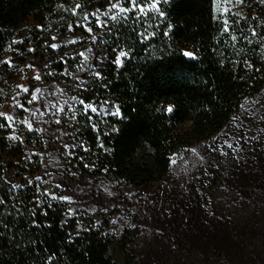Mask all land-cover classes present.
<instances>
[{
    "label": "trees",
    "instance_id": "obj_1",
    "mask_svg": "<svg viewBox=\"0 0 264 264\" xmlns=\"http://www.w3.org/2000/svg\"><path fill=\"white\" fill-rule=\"evenodd\" d=\"M111 2L115 0H0V61L11 58L13 65L0 63V113L19 96L26 107L30 93L21 95L17 88L26 61L48 64L50 81L64 77V59H58L62 52L47 45L54 42L52 36H86L82 25L88 24L93 32L104 35L105 59L99 70L102 79L89 81L80 91L81 99L97 106L108 100L120 106L122 116L89 112L90 122L82 105L74 110L76 119H70V124L88 148L87 152L81 150L89 167L81 170L106 182L141 188L161 182L174 158L186 157L190 147L218 135L244 103L262 96L264 42L251 37L249 30L255 28L264 36V3L243 0L237 13L244 19L236 23L238 17H228L233 22L232 34L238 37L233 47L228 35H220L223 23L213 18V0H161L164 17L152 13L142 23L101 16L108 27L98 29L94 18L83 20L85 12L107 11ZM77 3L82 7L75 16L58 7L63 4L71 9ZM69 24L73 25L71 31ZM145 28L155 35L141 45L135 33H143ZM246 35L251 44L243 39ZM13 40L22 43L6 51ZM117 45L133 48V57L119 70L111 51ZM29 48L35 51L29 52ZM185 50L194 52L196 59L184 57ZM245 60L252 69L246 68ZM170 105L173 110L168 112ZM23 111L15 110L17 120H23ZM113 126L117 131H112ZM15 130L18 141L6 139L12 129L0 130V197L6 201L0 206V220L9 226V230L0 226V264H45L53 254L49 264H133L128 248L137 231L125 230L115 240L108 233L107 221L102 219L97 225L92 218L68 216L64 201L42 194L48 189L60 196L58 191L43 179H35L42 171L39 156L32 154L42 149L38 134L19 123ZM101 143L103 148L98 147ZM216 181L215 176L211 187ZM12 185L17 187L12 189ZM8 211L12 214H4ZM33 220L38 226H33Z\"/></svg>",
    "mask_w": 264,
    "mask_h": 264
},
{
    "label": "rangeland",
    "instance_id": "obj_2",
    "mask_svg": "<svg viewBox=\"0 0 264 264\" xmlns=\"http://www.w3.org/2000/svg\"><path fill=\"white\" fill-rule=\"evenodd\" d=\"M226 7L230 11L222 15ZM238 8L236 0L213 2L214 15L222 21L225 15L229 17L237 13ZM92 36H96L95 42ZM53 43L61 45L55 52H62L58 59H64V77L59 75L57 81H50L48 76L52 72L48 64L28 60L20 68L18 79V85H24L30 93L26 103L30 111H23V119L27 117L32 123L33 131L42 143L40 151H32L41 161L40 178L54 187L60 196L72 197V203L64 201L75 213L71 217L92 218L97 225L102 219L107 221L108 233L115 240L125 230H136L138 235L128 248V253L134 257L133 264H154L144 262L147 259L144 254L150 249V234L142 221L146 203L142 193L149 187L138 189L121 181L106 182L83 173L81 167L87 163L79 147L81 142L70 124L71 113L80 105L72 97L81 99L80 91L96 78L88 65L97 70L103 65L104 35L101 31L86 36L70 34L57 37ZM88 48L92 49L91 53L86 52ZM81 52L88 56L87 62L79 55ZM29 63L34 67H26ZM81 68L84 71H80ZM36 75L41 79H34ZM18 92L26 94L20 89ZM33 93L37 100L29 104ZM15 102L23 103L19 96L5 113L14 115L15 110L20 109L14 106ZM31 112L36 115L32 116ZM57 120H60L59 124ZM225 140L240 150L228 149ZM65 144L70 147L65 149ZM187 151L186 157L173 159L174 163L161 181L174 193L172 202L176 211L175 218L161 220V225L167 228L159 227L157 231L162 230L161 234L166 238L186 235L190 231L189 219L200 216L197 211L201 205L203 212L214 217V250L210 252V245L209 253L168 246L162 254L164 261L161 264H264V92L256 101L244 103L218 135ZM199 176L203 180L197 188L195 178ZM215 176L218 181L211 187ZM56 184L61 187H55ZM133 210L138 212V217L133 215ZM157 212L160 213V207ZM154 251L157 252L156 248Z\"/></svg>",
    "mask_w": 264,
    "mask_h": 264
},
{
    "label": "snow or ice",
    "instance_id": "obj_3",
    "mask_svg": "<svg viewBox=\"0 0 264 264\" xmlns=\"http://www.w3.org/2000/svg\"><path fill=\"white\" fill-rule=\"evenodd\" d=\"M168 0H163V3H167ZM214 4H215V0H213ZM236 2L238 4H242L243 0H236ZM161 3V0H115V2H111L109 5V9L107 11H101L99 8L96 9L95 12L92 13H84L83 16V20L88 21L90 20V18H94L95 20V27L96 28H107L108 24H107V20H117L119 18H123L125 21L128 20H133L135 23H142L143 20L145 18H151V14L152 13H156L158 14L159 17L163 18L165 13L161 10V8L159 7ZM261 3H264V0H261ZM59 8L64 9L65 11H71L72 15L75 16L77 14V10L81 9L82 5L80 3H77L75 5L74 8L68 9L65 8V6L63 4L58 5ZM230 11L229 8H224L221 12V14H226ZM234 15L236 17H238V19L235 21L236 23H239L240 20H243L244 17L240 15V13H234ZM101 16H104L107 18V20H101ZM214 19H216V16L214 15L213 17ZM223 23V27L220 30V35L224 36V35H228L230 37V40L232 42V46L235 47L236 42L238 40V37L233 33L234 29L232 27V21H230V19L228 18L227 15H225L224 20L222 21ZM81 26L80 24H77V27ZM84 27V30L89 34L92 35L93 33V28L91 26H89L88 24H84L82 25ZM38 27H42V26H38ZM169 28L171 27V25L168 26ZM73 28L72 24L68 25V30L71 31ZM250 31V36L251 37H255V38H259L262 42H264V36H260L257 31L255 30V28H252L249 30ZM136 36L140 37L139 39V43L141 45H143L145 43V41L149 40V37L154 36L155 32H149L147 30V28H145L143 33H135ZM165 36H168L169 33L166 31L164 32ZM93 41L95 42L96 40V36H92ZM243 39L248 43L251 44L253 41L252 39L249 38V36H243ZM52 41H56L57 37L56 36H52L51 37ZM228 41H225V43H227ZM17 43H22V41H16L13 40L11 42V44L8 46V48L6 49V51H10L11 50V45L17 44ZM72 43H75V41H72ZM48 47H50L51 49L55 50L57 48H59L61 45L58 43H51L50 45H47ZM261 47H264V43H262ZM29 52H34L35 49L34 48H29L28 49ZM92 49L88 48L86 49L87 53H91ZM112 53H114V60L112 61L116 67V69H121L124 67L125 63L131 59L133 57V48L131 46H128L126 48H121L119 45H117V47H114L111 49ZM80 56L84 57V62L88 61V56L85 54V52H81L79 54ZM183 56L187 57L189 59H196V54L194 52H189V51H183ZM61 60L63 61V57L61 58ZM0 63L6 64L9 67H12V60L11 58H8L4 61H0ZM244 64L246 66V68L248 69H252L253 65L248 62L247 60L244 61ZM26 67H34V65H32L31 63H29L28 65H26ZM45 67H47V65H45ZM89 68H92V75H94L97 79H102L101 73L99 70H97L96 68H94L91 64L88 65ZM80 71H84L83 68L79 69ZM255 71H259V69H254ZM52 73H49V75H51ZM34 79L36 80H40L41 77L39 75H36L34 77ZM77 79H79V77H77ZM17 88L20 89V91L24 92V93H28L29 89L24 87V85L20 84L17 85ZM36 92H40V89H36ZM37 100V96L35 93H33L31 95V99L28 101L29 104H31L32 102ZM72 100L75 103H79L80 105L83 106L84 108V115L88 116V120L91 122L92 121V116L88 115L89 112H91L92 114H95L97 116H110V117H116V118H120L122 116V111L120 106L112 104L111 102H109L108 100H103L99 103V105H94L92 103H87L85 102V100L83 99H79L78 97H72ZM15 107L21 108L23 109L25 112H29L30 110L28 108H26L23 104L19 103V102H15L14 103ZM111 109H114V111H112ZM71 111V108L69 109ZM172 106L170 105L167 108L168 112H171ZM62 111V110H61ZM32 116H35L36 113L35 112H31ZM0 118H2L3 122L0 123V130H5V129H12V132L6 137V139L10 140V141H18L20 140V136L16 134V130H15V124L19 123V124H23L27 130L29 132L33 131V125L32 123L28 120V118L26 117L23 120H17L16 117L12 114L9 113H0ZM70 119L75 120L76 119V113L73 112L72 116L70 117ZM57 124L60 123V120L56 121ZM92 128L93 130L96 129V124L93 123L92 124ZM36 131H43V129H36ZM112 131H117V129L113 126ZM105 135H107V133H105ZM22 142V141H21ZM237 143H239V139H237L236 141ZM224 145H226V147L228 149L234 150V151H239L240 149H234L233 143L225 140L224 141ZM68 147H70L68 144L64 145V148L67 149ZM71 147L75 148L76 145H71ZM79 147L81 149H83V151L87 152L88 148L84 146L83 143H81L79 145ZM98 147L103 148L104 145L98 144ZM193 151H196L195 149H193ZM222 155L224 153H221ZM174 163V161H172ZM85 168H88L89 165L85 164L84 165ZM36 180H39L40 177L37 176L35 178ZM29 184L32 183L31 180L28 181ZM12 189H15L17 186L16 185H12L11 186ZM55 187L60 188L61 185L60 184H56ZM43 195L46 196H50L51 199L53 200H62V201H67L69 203H72V197L71 196H67V195H61V196H57L55 193L50 192L48 189H45L44 192L42 193ZM40 200L39 197H37V207H39L40 205ZM6 201L3 197H0V206H5ZM49 207H51V205L49 204ZM12 208H15L16 212L19 214L20 209L13 204ZM6 215H11V211H8L6 213H4ZM74 211L72 208H69L67 211V215L68 216H72L74 215ZM33 215H35V213H33ZM0 226H2L5 230H9V226L3 222V220H0ZM33 226H38L36 224V221L33 220ZM3 235V232H0V236ZM71 239V237H70ZM54 255H50L47 257V260L45 261V264H49V262H51L54 259Z\"/></svg>",
    "mask_w": 264,
    "mask_h": 264
},
{
    "label": "crops",
    "instance_id": "obj_4",
    "mask_svg": "<svg viewBox=\"0 0 264 264\" xmlns=\"http://www.w3.org/2000/svg\"><path fill=\"white\" fill-rule=\"evenodd\" d=\"M201 180L203 179L200 176L195 178V181L197 182V188L200 187L199 185L201 183ZM147 187H149L148 190L142 193L144 195L143 199L145 200L146 198L145 207L142 211V221H144L145 225L148 226V234H150L148 235V243L150 249L149 251L147 250L144 254L145 258H147L144 261L145 263L149 261H151V263L153 262L154 264L163 263L164 259L162 257V254L165 248L168 246H171V248L177 246L179 248H183L188 252L198 251L200 253H205L208 251L209 253L208 248L210 245V252H213L215 245V222L213 216L209 217L206 212H203V209L200 205V207L198 206L197 211L200 216L189 219L190 223L188 224V226L190 225V231L186 235H182L181 237L171 236V238H166L161 234L162 230L161 232H159L157 231V229L159 227L167 228L166 225H161V220H171L175 214L176 208L174 207V204L172 202L174 193H171L169 189H166L164 187V184L161 182L154 185H146L138 189H147ZM195 199H197V196H195ZM158 207H160V213L157 212ZM129 212L130 211H128V214ZM133 215L138 217V212H135V210H133ZM150 227L151 229H154L152 230V232ZM176 239H178L179 241L175 242ZM154 248H156L157 252L154 251Z\"/></svg>",
    "mask_w": 264,
    "mask_h": 264
}]
</instances>
